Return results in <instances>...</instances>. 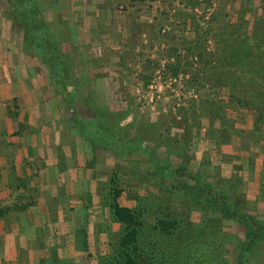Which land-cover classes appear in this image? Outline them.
<instances>
[{"label":"rangeland","instance_id":"obj_1","mask_svg":"<svg viewBox=\"0 0 264 264\" xmlns=\"http://www.w3.org/2000/svg\"><path fill=\"white\" fill-rule=\"evenodd\" d=\"M36 1L43 20L58 34L62 55H71L67 73L72 82L64 86L67 93L57 83L50 91L63 104L62 119L78 130L79 144L88 146V155L80 153L90 171L85 187L91 199L82 200L85 187H79L77 199L90 215L84 216L105 234L106 250L96 252L95 264L117 258L121 225L110 212L113 187L120 188L118 203L141 209L145 252L140 264H209L206 254L213 264H222L223 257L228 264H237L242 227L224 218L200 193H196L200 207L185 206L182 198L169 193L179 178L168 172L182 163L203 182L223 188L228 201L239 204L242 212L264 220V147L260 150L264 144L250 141L254 139L250 113L226 108L223 115L231 126L224 136L218 111L228 101L225 91L217 81L210 86L206 80L212 78L201 77V71H197L199 82L194 80L197 56L184 49L185 40L205 37V48L210 50L214 18L218 23H236L241 18L250 37L264 39V27L257 33L251 27L264 22V0H228L220 5L226 12L223 16L211 13L218 0ZM3 37L45 66L39 49L24 42L23 28L7 0H0V44L6 43ZM171 45L184 53L181 64L192 62L176 74L163 66L174 59L166 50ZM150 67L154 71L144 80ZM201 100L212 103L215 116L211 119L199 107ZM95 115L109 135L113 133L115 150L86 137L93 127L88 119ZM160 162L163 174L153 169ZM156 218L176 222L164 233L153 228ZM242 258L244 264H254L251 256Z\"/></svg>","mask_w":264,"mask_h":264},{"label":"crops","instance_id":"obj_2","mask_svg":"<svg viewBox=\"0 0 264 264\" xmlns=\"http://www.w3.org/2000/svg\"><path fill=\"white\" fill-rule=\"evenodd\" d=\"M15 43L0 44V264H95L105 234L77 199L88 146L62 119L46 67Z\"/></svg>","mask_w":264,"mask_h":264},{"label":"trees","instance_id":"obj_3","mask_svg":"<svg viewBox=\"0 0 264 264\" xmlns=\"http://www.w3.org/2000/svg\"><path fill=\"white\" fill-rule=\"evenodd\" d=\"M226 1L228 0H218V8L213 7L211 13H218L221 16L226 14L220 6ZM249 1L246 0V3H249ZM7 2L11 5L12 12L18 17L23 28L24 36L26 37L24 42L34 44L39 49L48 74L60 85V90L63 93H67V91H64V86L72 82L70 75L67 73L68 66L71 63V55L68 54L69 61L68 57L64 58L62 55L60 47L57 44L58 34L53 31L50 23L43 20L37 6V1L7 0ZM207 2L211 3V0H207ZM230 9L232 10L233 8ZM246 9L247 6L245 7ZM213 21L214 24L210 28V31H212V35L210 36L212 45L209 51L205 48L207 40L205 37L200 39L196 37L193 41L185 40L186 46L184 49L186 50V54L190 53L192 56H197L198 68L193 73L194 80L199 82L200 78H198L197 71H201V77L212 78L210 81L209 79L206 80L210 86L217 81L218 87L225 91L224 97H227L228 101L222 105L221 111H218L220 128L224 136L227 131H230L231 126L230 121L225 119L223 115L225 109L230 108L235 111L244 109L251 116V134H254V139L250 138V141H263L264 144V39L255 36L250 37L247 34L249 30L245 29V27L248 28V24H244L241 18L236 23L224 21L218 23V18H214ZM253 26H255V32L257 33L264 27V22L261 25L254 24L251 27ZM166 50L174 54V59L163 65L170 73L176 74L179 69L185 70L192 65V62L188 61H184L181 64V57L184 53L181 54L177 51L178 49L175 46L171 45ZM186 54L184 58L187 56ZM158 66L157 63L156 67ZM153 69L154 67H150L148 75L143 77L144 80L150 76L154 71ZM71 93L72 89L68 94ZM211 104L207 100H201L199 104V107L203 111L206 110L208 112L209 119L215 116ZM88 121L93 126L91 132L86 136L89 141L96 144L100 143L105 148L110 147L115 150L117 146L116 144H112L113 140H115L113 133L110 132L109 135L105 126H103L105 123L102 119H99L95 115L92 119H88ZM136 146L138 147V143ZM263 147L264 145L261 146V151ZM148 150L151 151L150 148ZM145 154L149 153L146 152ZM163 164L162 162L158 163L159 168L153 167L154 171L163 174V170H165ZM168 173H173L176 178H179L178 182L171 185L169 193L182 198L185 206L195 205L196 207H200L199 199L196 195V193H200L205 196L204 201L224 218H230L242 227L243 237L238 243L241 245V249L235 255V262L237 261V264H244V261H246V259L242 258L244 255L251 256L254 264H257L259 262L257 258L262 256L263 258L259 263L264 264V250L262 252L260 250V246H264V220L259 219L255 215L242 212L239 204L228 201V196L225 194L223 188L218 186L212 187L208 182H203V179L199 178L198 173L190 174L182 163L175 170H170ZM119 194L120 188L113 187L109 204L113 220L121 225V234L117 241V258L105 260L101 264H140L141 257L145 252L140 235L142 226L141 209L120 205L117 202ZM175 222V220L156 218L153 228L164 233H169L168 231L174 227ZM220 251L218 255H220ZM204 258L209 264H213L210 254H206ZM224 261L228 264V261L223 257L221 259L222 264H225ZM146 264H151V262H147Z\"/></svg>","mask_w":264,"mask_h":264}]
</instances>
